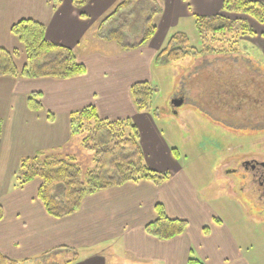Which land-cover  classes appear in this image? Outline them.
Wrapping results in <instances>:
<instances>
[{"label":"crops","instance_id":"crops-1","mask_svg":"<svg viewBox=\"0 0 264 264\" xmlns=\"http://www.w3.org/2000/svg\"><path fill=\"white\" fill-rule=\"evenodd\" d=\"M121 1L84 0L78 6L74 0H0L1 47L22 48L10 28L20 19L31 18L45 26L49 41L72 49L85 67L84 74L66 79L0 76V253L18 261L26 259L22 264L44 258L52 250L62 256L58 264H106L103 256H111V250L133 264H187L190 256L205 264H251L226 223L200 197L154 111L136 108L130 86L150 83L154 57L172 28L181 19L195 16L222 14L244 20L252 34L241 37L240 46L264 68V24L245 14L222 11V0H159L152 37L140 47L123 50L99 32L100 22ZM255 1L264 4V0ZM85 39L93 47H87ZM24 64L25 56L20 60L16 56L19 70ZM31 93L39 94L40 110L28 106ZM89 105L102 119H130L138 129L145 164L168 172L169 177L160 185L139 180L98 190L86 195L73 214L54 218L37 197L40 180L18 187L14 175L23 158L66 152L75 137L70 132V115ZM224 129L227 134L233 131ZM158 203L169 218L187 222L181 235L160 240L147 234L144 226L156 219ZM63 251L84 255L72 259Z\"/></svg>","mask_w":264,"mask_h":264},{"label":"trees","instance_id":"trees-1","mask_svg":"<svg viewBox=\"0 0 264 264\" xmlns=\"http://www.w3.org/2000/svg\"><path fill=\"white\" fill-rule=\"evenodd\" d=\"M83 1L74 0V3L79 6ZM131 1H121L99 25L100 36L116 42L123 50L140 47L152 37L156 30L153 18L160 11L159 6L148 9L141 20L136 21L139 23L136 34L124 35L125 22L118 23L117 19L120 13L129 9ZM221 10L245 14L264 24V4L260 1L222 0ZM194 26L201 42L199 48L190 45L185 33L175 32L156 53L154 63L163 65L191 55L202 59L182 80L177 96L183 97L185 102L191 103L213 122L230 130L243 134H263L264 68L252 61L248 52L243 53L240 46L241 37L251 35V29L244 20H231L222 14L195 16ZM106 28L107 31L102 32ZM10 32L22 46L25 64L19 70L15 65L17 51L0 46V76L66 79L84 74L85 67L78 61L74 51L49 41L42 23L31 18L20 19L11 26ZM207 56H223L225 60L234 57L245 62L246 66L242 74L234 71L226 73L222 68L214 71L205 68ZM224 65L228 69L232 68L229 60ZM38 95L31 93L27 96L28 106L33 110L41 109ZM130 95L138 110L148 108L152 95L151 84L147 81L132 84ZM69 123L71 134L79 136L81 146L93 153L94 166L84 178L80 165L71 154H35L23 158L14 175V184L18 187L34 179L40 180L37 197L51 217L61 218L73 214L86 195L101 189L139 180L160 185L168 179V172L154 171L145 164L138 129L130 119H102L94 106L89 105L73 112ZM1 129L0 118V133ZM155 211L156 219L144 226L147 234L168 240L185 231V220L169 218L159 203L155 205ZM2 215L0 205V219ZM55 253L52 250L43 256ZM76 255L77 252H74L72 259ZM25 262L26 259L18 261L0 253V264ZM187 264L205 263L190 256Z\"/></svg>","mask_w":264,"mask_h":264},{"label":"rangeland","instance_id":"rangeland-1","mask_svg":"<svg viewBox=\"0 0 264 264\" xmlns=\"http://www.w3.org/2000/svg\"><path fill=\"white\" fill-rule=\"evenodd\" d=\"M156 6L161 7L159 0H132L129 9L120 13L117 19L118 23L125 22L124 35L136 34L139 25L136 21L141 20L148 9ZM107 29H102V32ZM175 32L185 33L192 47H200L193 18L181 19L172 28L171 34ZM84 44L93 47L87 39ZM23 55V49L20 48L16 56L20 60ZM201 60L191 55L163 65L152 64V95L148 109L154 111L167 143L178 151L179 163L194 181L200 197L212 206L218 218L232 231L245 258L251 264H264V194L261 197L258 184L250 183V175L242 166L243 161L252 158L264 161V133L256 137L251 132L237 134L231 131L227 134L223 126L211 121L191 103L184 102L177 108L171 105L182 80ZM227 60L232 64L230 69L224 65ZM227 60L223 56H207L205 68L214 71L222 68L226 73L234 71L242 74L245 62L234 57ZM65 154L75 157L83 178L94 166L93 153L81 146L79 136L73 137L68 150L60 155ZM64 253L73 257V251ZM108 254L111 256H103L106 264H133L115 250ZM58 255L55 253L44 259L39 258L30 264H58V259L62 260V256ZM82 255L80 253L76 258Z\"/></svg>","mask_w":264,"mask_h":264},{"label":"flooded vegetation","instance_id":"flooded-vegetation-1","mask_svg":"<svg viewBox=\"0 0 264 264\" xmlns=\"http://www.w3.org/2000/svg\"><path fill=\"white\" fill-rule=\"evenodd\" d=\"M243 168L249 173L250 183H257V189L261 197L264 194V161L252 158L242 162ZM263 191V192H262Z\"/></svg>","mask_w":264,"mask_h":264},{"label":"water","instance_id":"water-1","mask_svg":"<svg viewBox=\"0 0 264 264\" xmlns=\"http://www.w3.org/2000/svg\"><path fill=\"white\" fill-rule=\"evenodd\" d=\"M184 103V99H182V98H173L172 100H171V105H172V107L173 108H177V107H179L180 105H182ZM176 112V111H175Z\"/></svg>","mask_w":264,"mask_h":264}]
</instances>
